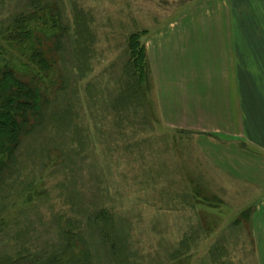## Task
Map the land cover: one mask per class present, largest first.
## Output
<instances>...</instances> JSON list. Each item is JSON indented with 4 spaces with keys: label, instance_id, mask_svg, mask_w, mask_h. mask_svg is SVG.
Instances as JSON below:
<instances>
[{
    "label": "rangeland",
    "instance_id": "obj_1",
    "mask_svg": "<svg viewBox=\"0 0 264 264\" xmlns=\"http://www.w3.org/2000/svg\"><path fill=\"white\" fill-rule=\"evenodd\" d=\"M230 12L0 0V72L41 94L0 156V264H264V154L184 59L192 29L231 27Z\"/></svg>",
    "mask_w": 264,
    "mask_h": 264
},
{
    "label": "crops",
    "instance_id": "obj_2",
    "mask_svg": "<svg viewBox=\"0 0 264 264\" xmlns=\"http://www.w3.org/2000/svg\"><path fill=\"white\" fill-rule=\"evenodd\" d=\"M223 1L230 5V13L237 16L236 23L231 27H202L200 32L192 29L186 48L191 45L190 49H194L192 40L198 33L200 47L189 53L184 47V59L187 61L190 57L191 64L204 67L202 85L205 89L209 87L207 82L214 83L220 99L217 109L221 117L218 119L224 127L237 131L235 136H241L244 143L264 154V103L260 99V92L264 93V0ZM239 13H248V24L237 22ZM254 13L258 15L255 17ZM181 30L188 33L187 27ZM227 33H230L229 37ZM248 37H253L258 47L248 46ZM257 77L262 79L260 89L256 85ZM254 113L259 114V121L254 118Z\"/></svg>",
    "mask_w": 264,
    "mask_h": 264
},
{
    "label": "trees",
    "instance_id": "obj_3",
    "mask_svg": "<svg viewBox=\"0 0 264 264\" xmlns=\"http://www.w3.org/2000/svg\"><path fill=\"white\" fill-rule=\"evenodd\" d=\"M136 82L140 87L141 84ZM32 88L11 73L0 72V156L17 142L22 129L20 121L35 117L40 111V91Z\"/></svg>",
    "mask_w": 264,
    "mask_h": 264
},
{
    "label": "bare ground",
    "instance_id": "obj_4",
    "mask_svg": "<svg viewBox=\"0 0 264 264\" xmlns=\"http://www.w3.org/2000/svg\"><path fill=\"white\" fill-rule=\"evenodd\" d=\"M250 45V47L252 48V49H254L256 46H257V44H256V41L254 40V38L253 37H248V46ZM258 47V46H257ZM255 51V50H254ZM263 79H264V76L262 77ZM261 78H259V77H257V78H255V81H256V85H257V87H258V89H260V82H261ZM260 99L263 101V103H264V93L261 91L260 92ZM251 108H252V110L253 111H255V107L253 106V105H251ZM254 118H256V120L257 121H259V114H255L254 113ZM260 120H261V118H260Z\"/></svg>",
    "mask_w": 264,
    "mask_h": 264
}]
</instances>
